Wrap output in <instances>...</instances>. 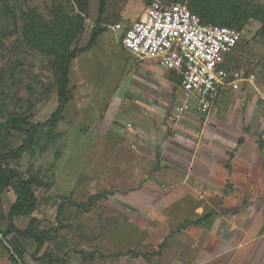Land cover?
Returning a JSON list of instances; mask_svg holds the SVG:
<instances>
[{
    "label": "rangeland",
    "instance_id": "obj_1",
    "mask_svg": "<svg viewBox=\"0 0 264 264\" xmlns=\"http://www.w3.org/2000/svg\"><path fill=\"white\" fill-rule=\"evenodd\" d=\"M150 1L105 0L97 21L99 0H88L84 10H79L72 0H0L2 152L18 146L24 137L6 127L9 116L25 115L30 122H43L57 106L58 62L55 56L33 46L25 36L27 12L33 10L39 17L38 27L51 32V43L68 45L69 49L84 46L92 28L97 23L100 27L95 44L77 54L70 63L68 100L54 135L49 137L43 130L36 135L30 151L4 163L13 181L28 177L38 180L32 185L35 210L16 216L14 224L20 229L31 226L37 232L49 231L36 253L34 239L18 240L23 248L24 264H129V259L112 255L133 250L134 242L141 240L137 227L119 211L114 194L119 187L133 184L127 180L123 183L131 171L133 153L138 151L133 137L148 136L145 127L159 120L157 113L151 115L144 102L158 105L165 99V118L174 117L172 111L179 112L184 104L195 108L191 97L166 83L167 72L165 82L155 77L148 62L132 58L122 48L121 31L108 27L117 22L127 26L140 19ZM242 1L264 6V0ZM261 26L260 21L249 18L238 29L241 39L226 60L230 71L254 75L252 82L239 84L242 94L231 95L229 99L234 101L247 94L248 101L258 105L257 113L264 115V30ZM142 90L152 92L155 98H146ZM225 113V106H221L215 117L218 119ZM162 114L158 111V115ZM129 123L134 131L127 127ZM102 193H106L104 197L89 204L90 196ZM14 199L11 188L1 191L2 229L7 226L6 213ZM12 236L16 237L10 234L7 238Z\"/></svg>",
    "mask_w": 264,
    "mask_h": 264
},
{
    "label": "crops",
    "instance_id": "obj_2",
    "mask_svg": "<svg viewBox=\"0 0 264 264\" xmlns=\"http://www.w3.org/2000/svg\"><path fill=\"white\" fill-rule=\"evenodd\" d=\"M145 61L160 80L170 74L166 83L181 94L178 78ZM238 87L220 89L207 114L189 108L165 118V99H145L159 120L145 127L148 136L133 137L138 151L123 179L133 184L114 194L141 240L112 256L129 264H264V115L247 94L229 99L242 94ZM0 264H15L2 246Z\"/></svg>",
    "mask_w": 264,
    "mask_h": 264
},
{
    "label": "built area",
    "instance_id": "obj_3",
    "mask_svg": "<svg viewBox=\"0 0 264 264\" xmlns=\"http://www.w3.org/2000/svg\"><path fill=\"white\" fill-rule=\"evenodd\" d=\"M108 27L121 31L120 45L132 57L153 61L161 70L174 73L181 93L192 98L199 113L211 110L220 89L254 79L253 74L230 71L225 63L241 31L201 23L186 1L151 0L140 19L127 26L117 22ZM189 107H180V114Z\"/></svg>",
    "mask_w": 264,
    "mask_h": 264
},
{
    "label": "trees",
    "instance_id": "obj_4",
    "mask_svg": "<svg viewBox=\"0 0 264 264\" xmlns=\"http://www.w3.org/2000/svg\"><path fill=\"white\" fill-rule=\"evenodd\" d=\"M79 10H84L88 0H72ZM105 0H99L97 21L100 20L103 13V4ZM191 11L198 15L203 24H218L228 27H236L241 29L249 18H254L262 23L264 30V6L260 4H252L242 0H190L187 1ZM9 11V10H7ZM39 17L33 10L27 12V21L25 23L26 37L31 41L33 46L38 47L43 52L55 56L58 62V73L56 77V93L57 106L50 116L43 122H30L25 115H11L7 118L5 125L8 129L20 132L24 135L22 142L5 152L0 151V193L5 188H11L15 196L14 201L9 205L6 213L7 226L5 229L0 228V246L4 247L8 253V259L15 264H24L23 248L19 245L18 240L22 238L34 239L36 246L34 252H38L45 239L46 229L36 231L33 227L28 226L24 229L18 228L14 224L16 216L31 214L36 207V196L33 190V183H38L32 177L17 178L13 181L12 176L7 173L4 168V163L10 159L20 158L24 153L30 151L36 142V135L42 133L43 130L49 133V137L53 136L57 126L62 119L64 105L68 100V82H69V67L72 59L79 53L90 49L96 41L100 32L99 24L95 25L87 43L78 47L75 46L69 49L68 45L58 46L51 43V32L38 27ZM172 76L175 77L174 73ZM41 185V184H40ZM106 193L100 195H92L89 197V204L94 199L104 197ZM84 206L83 203L77 204ZM61 207V206H60ZM15 235L8 239V235ZM5 243L7 245H5Z\"/></svg>",
    "mask_w": 264,
    "mask_h": 264
},
{
    "label": "water",
    "instance_id": "obj_5",
    "mask_svg": "<svg viewBox=\"0 0 264 264\" xmlns=\"http://www.w3.org/2000/svg\"><path fill=\"white\" fill-rule=\"evenodd\" d=\"M0 237H1V235H0Z\"/></svg>",
    "mask_w": 264,
    "mask_h": 264
}]
</instances>
